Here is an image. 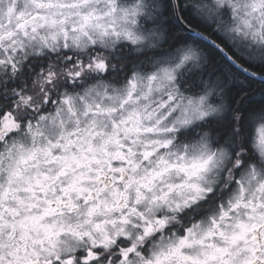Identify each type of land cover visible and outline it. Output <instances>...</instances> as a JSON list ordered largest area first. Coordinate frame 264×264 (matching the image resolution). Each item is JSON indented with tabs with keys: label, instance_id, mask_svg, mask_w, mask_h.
I'll use <instances>...</instances> for the list:
<instances>
[{
	"label": "snow or ice",
	"instance_id": "snow-or-ice-1",
	"mask_svg": "<svg viewBox=\"0 0 264 264\" xmlns=\"http://www.w3.org/2000/svg\"><path fill=\"white\" fill-rule=\"evenodd\" d=\"M0 264H264V0H0Z\"/></svg>",
	"mask_w": 264,
	"mask_h": 264
}]
</instances>
